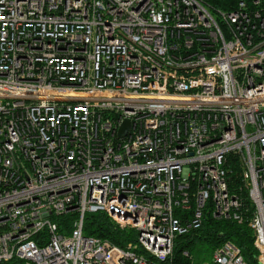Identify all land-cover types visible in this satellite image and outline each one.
Instances as JSON below:
<instances>
[{
    "label": "built area",
    "instance_id": "obj_1",
    "mask_svg": "<svg viewBox=\"0 0 264 264\" xmlns=\"http://www.w3.org/2000/svg\"><path fill=\"white\" fill-rule=\"evenodd\" d=\"M93 212L135 239L86 235ZM205 214L264 264V0H0V264H176Z\"/></svg>",
    "mask_w": 264,
    "mask_h": 264
},
{
    "label": "trees",
    "instance_id": "obj_2",
    "mask_svg": "<svg viewBox=\"0 0 264 264\" xmlns=\"http://www.w3.org/2000/svg\"><path fill=\"white\" fill-rule=\"evenodd\" d=\"M215 12H228L233 10L240 0H201ZM249 1V0H247ZM180 215V213H179ZM75 213H69L54 218L60 231L69 232ZM83 230L86 235L107 239L112 243L125 247L129 241L135 239L134 230H121L114 225L104 212L86 213ZM36 239V236L34 237ZM225 240L232 241L240 248L246 264H258L257 250L253 245V236L246 223L239 224L231 220H214L205 214L202 225L195 230L179 235L174 240L173 259L176 264H186L182 256L185 249L201 251L207 258L212 251ZM206 254V255H205Z\"/></svg>",
    "mask_w": 264,
    "mask_h": 264
},
{
    "label": "water",
    "instance_id": "obj_3",
    "mask_svg": "<svg viewBox=\"0 0 264 264\" xmlns=\"http://www.w3.org/2000/svg\"><path fill=\"white\" fill-rule=\"evenodd\" d=\"M129 127V120L125 119L118 130V138H123L127 132V129Z\"/></svg>",
    "mask_w": 264,
    "mask_h": 264
},
{
    "label": "rangeland",
    "instance_id": "obj_4",
    "mask_svg": "<svg viewBox=\"0 0 264 264\" xmlns=\"http://www.w3.org/2000/svg\"><path fill=\"white\" fill-rule=\"evenodd\" d=\"M197 254V259H198V262H200V261H207L208 259H207V257H205L204 256V254L201 252V251H199L198 253H196ZM206 255V254H205Z\"/></svg>",
    "mask_w": 264,
    "mask_h": 264
}]
</instances>
